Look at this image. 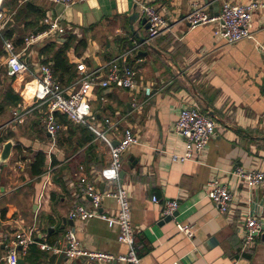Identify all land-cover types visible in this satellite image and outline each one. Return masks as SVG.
<instances>
[{"label":"crops","instance_id":"1","mask_svg":"<svg viewBox=\"0 0 264 264\" xmlns=\"http://www.w3.org/2000/svg\"><path fill=\"white\" fill-rule=\"evenodd\" d=\"M225 1L234 4L264 2L74 0L72 6L65 7L51 0H0L1 8L9 18L5 34H10L9 39L15 45L19 39L34 34L37 26L34 25L37 23L36 11L26 6L29 3L44 14L38 26L49 15L59 17L65 29L64 34H54L28 50L23 45H16L22 61L27 67H32L30 72H26L27 78L23 76L25 73L15 76L14 80L7 76L11 85L5 88L1 87L0 76L1 92L12 88L22 99L17 108L7 109L0 119L7 112L26 119L24 135L18 134L20 126L15 120L0 123V137L10 138L0 145L8 142L13 145L9 159L0 165V264H8L9 242L5 237H12L32 226L37 229V239L41 242L63 241L71 228L84 249L115 257L127 253V247L119 242L118 230L110 229L100 219L76 220L74 226L68 225L62 232L57 231V225H63V218L69 220V212L75 205H89L75 176L81 166L89 178L96 180L100 190L109 191L116 185L100 182L99 173L109 163V150L99 146L100 140L95 141L91 150H88L90 144L75 148L82 136L77 133L71 135L70 127L59 123L63 129L57 136V143L62 139L63 145L57 144V151L51 155L47 153L52 142L46 129L43 131L41 121L47 106L41 105L33 95L43 60L40 48L51 41L63 44L68 35L76 39L67 57L77 78L68 83L66 76L63 86L69 93L79 87L78 67L81 65L89 73L95 72V81L101 82L110 62L147 41L148 31L142 24L145 18L142 4L160 12L170 25L169 31L142 46L128 60V65L138 70L136 93L97 86L91 101L93 111L101 113L97 123L99 128H105L103 119L123 116L119 129L110 132L114 142L122 138L125 128H131L139 139L138 145L130 146L123 154L125 175L121 183L130 192L132 223L141 264H264L261 236L247 245L243 224L245 215L250 212L260 218L264 227V185L249 189L245 182L232 175L237 166L264 172V9L253 14L251 37L234 44L216 34L217 24L190 29L184 21L194 3L205 7L215 17ZM135 13L139 14V19L133 29L143 41L130 26L129 18ZM80 41H85V47L78 45ZM0 51V65L7 73L1 39ZM28 84H33L34 91L27 99L24 92ZM146 86L152 87L154 96L136 108L134 96L143 102L142 92ZM188 106H196L211 117L217 124L216 134L194 160L174 161L173 155L185 153V140L175 132V123L181 111ZM24 152L31 157L25 155L20 159ZM38 152L48 156L45 174L32 178L28 172L30 181L11 189L12 177L8 174L3 177L2 172L10 166L12 158L18 157L17 164L25 160L30 163ZM53 157L56 164L52 162ZM49 168L50 173L47 174ZM213 180L227 185L233 195L232 206L226 214H221L207 196V185ZM29 184L32 192L25 193ZM153 197L177 200L179 215L166 222L162 205L155 204ZM117 211L114 199L103 201L100 212L114 216ZM178 223L192 225L194 238L189 239L181 233ZM49 234L54 236L50 238ZM52 255L32 245L20 256L25 264H59L60 256L52 263ZM248 255L252 258H247ZM63 258L62 264H102Z\"/></svg>","mask_w":264,"mask_h":264},{"label":"built area","instance_id":"2","mask_svg":"<svg viewBox=\"0 0 264 264\" xmlns=\"http://www.w3.org/2000/svg\"><path fill=\"white\" fill-rule=\"evenodd\" d=\"M55 4L65 7L72 6L74 0H51ZM264 9V2L250 1L246 4H234L225 1L218 16L210 15L206 8L198 3H194L184 21L190 29L208 24H217L216 34L225 39L229 44L238 43L251 37L253 28V14ZM142 15L148 20L150 29L148 39L134 48L126 51L109 63L106 77L101 82L95 81V72L89 73L84 65L78 67L80 73L79 87L69 93L56 78L49 65H42L36 77V88L34 98L47 106V110L42 113L41 121L45 126L54 144L57 136L63 129L56 119V113L65 115L70 122L76 125L88 127L95 135L96 140L103 142L109 150V163L99 173L100 182L116 185L113 189L102 191L96 180H92L81 166L76 173L79 190L88 200L89 205L78 204L69 212V220L88 221L100 219L105 221L110 229L118 230L119 242L127 247V253L119 257L112 254L89 251L84 249L75 233L74 229H69L63 241L54 243L41 242L37 239L38 231L32 226L22 229L12 237L6 236L8 244L7 263L18 264L21 253H26L32 245H37L42 251H46L56 256L65 257L69 260L85 259L90 262L111 264L114 261L126 264H141L138 255L139 247L136 243V235L132 223V211L130 203V192L121 183V172L123 171V154L132 145H138L139 139L131 128H125L122 138L118 140V146H114V140L109 136L110 132L117 131L124 118L107 117L103 119L105 128H99L98 117L91 106L92 96L97 86L103 89H124L136 93L138 89V70L128 65V60L133 57L142 46L148 45L153 39L167 33L170 25L167 20L154 7L142 4ZM9 18L1 8L0 3V39L6 53L7 74L15 77L28 72L27 65L22 61L21 54L17 52L16 46L11 39L4 36ZM43 24L48 28L38 34H32L25 39V50L33 45L39 44L49 39L54 34L62 35L65 29L62 27L60 18L46 16ZM145 100L140 102L138 96H134V106L141 107L145 101L150 100L154 94L152 87L146 86L143 89ZM17 116H20L16 114ZM217 124L204 114L196 106L184 108L175 123V132L185 140V153L182 156L173 155L174 161L186 162L194 160V157L201 154L209 145L211 139L216 134ZM50 168L47 174L50 173ZM0 169V173H1ZM232 175L245 182L249 189H256L264 185V172L261 170L245 169L237 166L232 171ZM207 196L216 206L221 214H226L231 206L233 195L227 185L218 180H213L207 185ZM114 199L118 205V211L114 216H109L100 212L105 199ZM155 204H161L163 216L173 217L179 209V202L175 199H159L153 197ZM176 217H173L175 219ZM244 229L246 231L245 242H254L264 233L263 222L257 215L247 212L245 215ZM178 230L187 238L193 239L195 229L189 224H177Z\"/></svg>","mask_w":264,"mask_h":264},{"label":"trees","instance_id":"3","mask_svg":"<svg viewBox=\"0 0 264 264\" xmlns=\"http://www.w3.org/2000/svg\"><path fill=\"white\" fill-rule=\"evenodd\" d=\"M26 6L29 9L31 8L34 11H36L37 23H35L34 25H37V26L34 28V34H38L46 30L48 28L47 25L42 24L41 26L40 25L38 26V21L40 20V18H43L44 16L41 10L34 7L30 3L27 4ZM6 31H7V28L5 32ZM5 32H4L5 38L9 39V37H11L10 34H5ZM25 39H19V43L18 45L17 44L16 45L25 46ZM75 41L76 39L73 35H68L66 41L63 44H58L56 41H51V42L46 43L39 50V54L42 56V59H43L41 66L49 65L52 69L54 78H56L62 85L64 82V78L66 76H68V79H67L68 83H70L72 80L77 78V73L74 71L73 65L69 63L68 57H67V52ZM84 42L85 41H80L78 45L81 47H85ZM132 47L133 46H131L130 48ZM1 55H2V52L0 51V56ZM14 79L15 77H12V80ZM33 87H34L33 84L27 85V88L25 89V92H24V95L26 96L27 99L31 98L32 93L34 91ZM21 102H22L21 97L18 94H16L12 88H9L8 91L6 92H1L0 90V115L4 114L6 110L9 108H17L19 104H21ZM94 112L96 113L97 117L101 115L100 112H99L100 114L96 111ZM55 115H56V119L58 120L60 124H64L70 127L69 132L71 133V135L77 133L82 136V138L79 140V143L75 144V148H82L86 146L87 144H90L88 146V150H91L94 148L95 141H96V135L88 127L83 126V125L74 126L72 122H70L67 119L65 115H62L60 113H56ZM9 139L10 138L8 137L0 138V144L6 142ZM58 144L60 147L63 145L62 139L58 141ZM69 144L71 143L69 142ZM47 157H48L47 154L43 152H38L35 154L34 158L31 160V162L28 165V168H29L28 172H29L30 177L38 178L45 174V172L47 171L46 170L47 169V165H46ZM52 162L53 164H56V160L54 159V157L52 159ZM1 182H2V177L0 173V185H1ZM60 226L61 225L58 224L56 227L58 232H62V230H60ZM53 236L54 234H49L48 237L52 238ZM55 241H51V242L54 243ZM247 258L251 259L252 256L248 255Z\"/></svg>","mask_w":264,"mask_h":264},{"label":"rangeland","instance_id":"4","mask_svg":"<svg viewBox=\"0 0 264 264\" xmlns=\"http://www.w3.org/2000/svg\"><path fill=\"white\" fill-rule=\"evenodd\" d=\"M28 67H29L28 69H29V72H30L32 67H30V65H28ZM0 76H1V81H2V83H1L2 86L1 87H5V88L9 87L11 85V82H9V80L6 79V78H8L7 77L8 75L6 73V69H5V67H3L1 65H0ZM23 76H24V78L28 77L27 73H25ZM23 118H24V121H23ZM9 119L10 120L13 119L16 122H18V127L20 126V128L18 130V134L24 135L25 134V127H26L25 126L26 125L25 117L24 116L23 117L17 116L16 113H14V112H12L11 114H9L7 112V115L0 119V123H4V122L8 121ZM43 131L45 132V127L44 126H43ZM7 133H9V131H7ZM1 137H5V135H2ZM51 142H52V140H51ZM15 143H17V142H15ZM57 144H58L57 142H56V144H54L52 142V146L50 144L49 150L47 151V153L49 155H51V153H54L55 151H57L56 150L58 148ZM99 146H103L105 149H107V146L101 141H99ZM3 147H4L3 145H0V151H3ZM25 155H27V157H31V156H29V154L27 152H24V153H21L20 159L25 157ZM17 159H18V157L17 158L13 157L12 161L10 162V166H7L6 169H4L5 172L4 171L2 172L3 177H5L6 174H8V176L12 177L11 180H10L11 183H12V185L10 187L11 189H16L19 185L23 184L24 182L30 181V178H29V175H28V164H29V161L25 160L24 162H20V164H17L16 163ZM1 164H2V162H0V165ZM30 186H31V184H29V186L25 187V190L27 191L25 193L32 192ZM25 193H23V194L25 195Z\"/></svg>","mask_w":264,"mask_h":264},{"label":"water","instance_id":"5","mask_svg":"<svg viewBox=\"0 0 264 264\" xmlns=\"http://www.w3.org/2000/svg\"><path fill=\"white\" fill-rule=\"evenodd\" d=\"M139 19V14L138 13H135L133 14L130 18H129V21H130V26H131V29H132V32L138 37V34L134 31L133 29V25L134 23ZM142 24L145 26L146 30L148 31L150 29V24L148 23V20L146 18L142 19ZM139 40L143 41L142 38L138 37ZM50 136V135H49ZM119 142L116 141L114 142V146H118ZM13 148V145L11 142H8L4 145L3 147V151L1 153V162H4L6 163V161L9 159L10 157V154H11V150ZM124 175H125V172L122 171L121 172V179L123 180L124 178ZM179 215V212L177 211L173 217H177ZM173 217H166L165 221L166 222H171L173 220ZM63 222V225L60 227L61 230H64L68 225H71V226H74V221L72 220H68L67 218H63L62 220ZM261 239L262 241L264 242V234L261 235ZM57 259V256L55 254H53L51 256V262L52 263H55ZM63 260L64 258L63 257H60L59 258V264H62L63 263ZM18 264H25L24 260L21 258V256H19V259H18ZM113 264H118L117 261H114Z\"/></svg>","mask_w":264,"mask_h":264}]
</instances>
